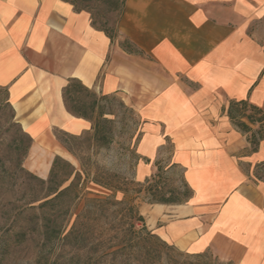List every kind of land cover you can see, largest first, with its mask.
I'll list each match as a JSON object with an SVG mask.
<instances>
[{
	"label": "crops",
	"instance_id": "crops-1",
	"mask_svg": "<svg viewBox=\"0 0 264 264\" xmlns=\"http://www.w3.org/2000/svg\"><path fill=\"white\" fill-rule=\"evenodd\" d=\"M121 14L119 36L140 54L120 49L117 73L161 74L159 86L157 75L135 85L160 89L148 123L164 131L148 134L149 152L170 139L192 190L183 202L141 206L146 226L181 251L211 256L204 264H264V180L253 175L264 145L247 150L226 114L240 100L264 107V0H124ZM113 40L67 0H0V86L23 131L32 139L73 131L70 119L80 118L62 89L71 78L92 88ZM150 172L138 165V178Z\"/></svg>",
	"mask_w": 264,
	"mask_h": 264
},
{
	"label": "rangeland",
	"instance_id": "rangeland-1",
	"mask_svg": "<svg viewBox=\"0 0 264 264\" xmlns=\"http://www.w3.org/2000/svg\"><path fill=\"white\" fill-rule=\"evenodd\" d=\"M78 4L89 6L91 21L114 39L108 62L90 89L93 93L73 85L66 95L67 107L91 121L70 119L75 124L71 133L56 128L30 142L8 91L0 86V264L211 263V256L199 257L160 239L140 213L143 205L183 202L192 194L182 168L173 161L170 139L161 138L162 144L149 152L148 134L164 131L162 125L148 123L149 110L155 108L149 106L150 98L160 89L135 85L151 84L157 75L159 86L161 74H118L115 57L120 49L140 54L119 36L122 14L102 1ZM129 64L132 67L133 61ZM118 82L124 89H118ZM231 110L234 122L245 115L264 117V107ZM243 134L247 150L264 145V121ZM140 164L151 168L144 178H138ZM253 175L264 180V162L254 166ZM68 185L69 191L54 203L41 205L47 194ZM136 214L143 217L145 228L134 220Z\"/></svg>",
	"mask_w": 264,
	"mask_h": 264
},
{
	"label": "trees",
	"instance_id": "trees-1",
	"mask_svg": "<svg viewBox=\"0 0 264 264\" xmlns=\"http://www.w3.org/2000/svg\"><path fill=\"white\" fill-rule=\"evenodd\" d=\"M67 1H69L71 4H73V6H74V8L76 10H85V11L90 12L89 11V6H87V5L81 6V5L78 4L82 0H67ZM83 1H85V0H83ZM97 1H100V2L102 1V2L108 3L109 8H111L113 10H117V12H119V13H121L122 10H123L124 0H97ZM93 24L96 27H98V28L104 30L106 33H108L106 31V29H104L103 27L97 26L94 22H93ZM110 37H112V36H110ZM73 85H78V86L82 87L85 91L93 93L90 90L91 88H88L85 85H83L78 79L71 78V79L68 80V83L62 89V98H63L64 106H65L66 110L69 113H71L72 115H74L76 117H80V118L86 119L88 121H91L90 117H88L86 115H83V114L82 115L75 114V113H73V111H71L67 107V105H66V95L69 92V89ZM3 88H5V87H3ZM233 106H249V107H251L254 110H261V111H262L263 107L256 106V105L251 104V103H249V102H247L245 100L231 102V104L229 106V109L227 111V116L230 119V121L233 122V124L236 126V128L238 130H240L242 133H247V132L251 131V125L256 124V122H258L260 120L264 121V117H263V119L259 120V119L253 118L252 115H245V116L237 117L238 121L234 122V119L236 118V116L234 115L233 111L231 110V107H233ZM92 128L95 130L96 133L99 132V129L97 130L96 126L95 127L93 126ZM22 133L30 139V142H32V138L26 132L23 131ZM263 140H264V138H263ZM256 149H257V147L252 149V151H255ZM54 163H55V161H54ZM54 163H53L52 168H51V173L54 171V168H55V164ZM72 173H73V169L69 171V173H68L69 175L68 176H71ZM69 188H70V185H68V186H66L64 188H59V187L56 188L53 192H51L50 194H47V196L44 197L45 200L42 201L41 205H45V204H48V203H54L57 198H59L60 196L65 194L67 191H69ZM50 195H53V196L51 198L46 199V197H48ZM101 202H103V201L101 200ZM157 203H173V202H171V201H158ZM176 203H178V202H176ZM134 220H136L137 223H140V225H142V228H145L144 220H143V217L141 215L136 214L134 216ZM45 225H44V228H45V231L47 232L48 224H45ZM199 257H202V256H199ZM202 264H204V263H202Z\"/></svg>",
	"mask_w": 264,
	"mask_h": 264
}]
</instances>
